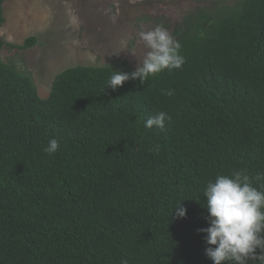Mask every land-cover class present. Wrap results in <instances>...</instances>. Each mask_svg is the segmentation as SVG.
<instances>
[{
    "label": "trees",
    "instance_id": "1",
    "mask_svg": "<svg viewBox=\"0 0 264 264\" xmlns=\"http://www.w3.org/2000/svg\"><path fill=\"white\" fill-rule=\"evenodd\" d=\"M172 35L180 69L116 90L112 70L134 71L125 61L69 67L41 98L0 58V264H213L203 188L233 169L264 172V0H218ZM37 44L0 39V50ZM161 111L171 122L146 128ZM180 201L185 218L171 215Z\"/></svg>",
    "mask_w": 264,
    "mask_h": 264
},
{
    "label": "rangeland",
    "instance_id": "2",
    "mask_svg": "<svg viewBox=\"0 0 264 264\" xmlns=\"http://www.w3.org/2000/svg\"><path fill=\"white\" fill-rule=\"evenodd\" d=\"M233 4L234 0H225ZM218 0H7L0 39L21 45L36 36L27 50L3 46L0 58L31 74L41 98L50 94L54 77L78 65L105 66L125 61L136 69L147 49L139 33L160 25L174 26L199 8Z\"/></svg>",
    "mask_w": 264,
    "mask_h": 264
},
{
    "label": "clouds",
    "instance_id": "3",
    "mask_svg": "<svg viewBox=\"0 0 264 264\" xmlns=\"http://www.w3.org/2000/svg\"><path fill=\"white\" fill-rule=\"evenodd\" d=\"M139 42L147 49L142 61L132 73L112 70L107 88L116 90L125 82L149 81L165 70L180 69L185 63L181 54V44L163 26H156L139 33ZM162 94L172 96L174 90L167 89ZM171 116L159 112L150 116L145 127L163 129ZM60 145L51 139L44 151L54 154ZM159 152V145L153 149ZM206 202L201 204L208 213V227L198 229L205 234V255L213 264H264V172L250 176L246 169H233L230 173L218 174L209 180L202 190ZM184 201V200H182ZM177 203L171 211L176 218H185L187 209ZM121 264H128L122 259Z\"/></svg>",
    "mask_w": 264,
    "mask_h": 264
}]
</instances>
